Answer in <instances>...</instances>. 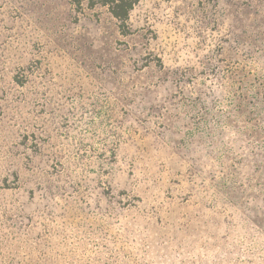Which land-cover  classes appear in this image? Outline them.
<instances>
[{"label":"rangeland","instance_id":"374dc122","mask_svg":"<svg viewBox=\"0 0 264 264\" xmlns=\"http://www.w3.org/2000/svg\"><path fill=\"white\" fill-rule=\"evenodd\" d=\"M0 264H264V0H0Z\"/></svg>","mask_w":264,"mask_h":264},{"label":"trees","instance_id":"16d2710c","mask_svg":"<svg viewBox=\"0 0 264 264\" xmlns=\"http://www.w3.org/2000/svg\"><path fill=\"white\" fill-rule=\"evenodd\" d=\"M83 0H74L76 8H81ZM136 0H86L87 6L93 8L96 5L105 7L118 22L121 33L128 30V18Z\"/></svg>","mask_w":264,"mask_h":264}]
</instances>
